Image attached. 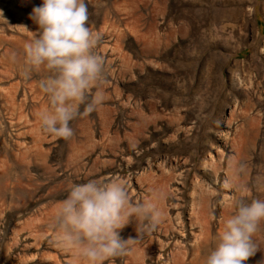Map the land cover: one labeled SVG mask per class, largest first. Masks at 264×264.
Wrapping results in <instances>:
<instances>
[{
  "label": "rangeland",
  "instance_id": "374dc122",
  "mask_svg": "<svg viewBox=\"0 0 264 264\" xmlns=\"http://www.w3.org/2000/svg\"><path fill=\"white\" fill-rule=\"evenodd\" d=\"M85 2L100 37L105 100L87 114L81 105L64 139L40 127L47 72L23 74V46L39 30L30 13L42 0H0V264H85L56 245L52 217L69 183L93 179H118L141 202L162 187L155 203H164L161 221L169 215L133 244L162 240L151 259L129 263V250L103 264H202L232 211L219 202L264 198V0ZM70 153L81 162L67 168ZM237 162L247 166L239 193L222 188ZM194 183L212 201L191 196ZM135 227L130 219L121 236L135 238ZM255 239L261 250L245 264L264 256V230Z\"/></svg>",
  "mask_w": 264,
  "mask_h": 264
},
{
  "label": "clouds",
  "instance_id": "9594fccd",
  "mask_svg": "<svg viewBox=\"0 0 264 264\" xmlns=\"http://www.w3.org/2000/svg\"><path fill=\"white\" fill-rule=\"evenodd\" d=\"M30 17L39 30L23 46V74L47 72L38 82L47 100V107L39 113L40 127L44 133L69 139L74 134L70 122L81 115V105L87 114L105 100L104 59L95 51L100 37L88 26L85 0H42L33 6ZM246 167L237 162L232 174L225 175L222 188L245 191L236 178L245 174ZM257 187L264 191V178L257 181ZM160 195L133 201L127 185L118 179L69 183L52 217L53 239L58 247L76 251L85 264H103L126 255L130 245L160 223L163 213L155 203ZM219 203L232 211L222 220L202 264H245L261 250L255 237L264 230V198L233 195L230 201ZM130 219L136 221L137 236L125 239L120 230ZM257 264H264V256Z\"/></svg>",
  "mask_w": 264,
  "mask_h": 264
},
{
  "label": "bare ground",
  "instance_id": "6f19581e",
  "mask_svg": "<svg viewBox=\"0 0 264 264\" xmlns=\"http://www.w3.org/2000/svg\"><path fill=\"white\" fill-rule=\"evenodd\" d=\"M150 38H152L153 40H159L160 39L158 36L153 35V34L150 35ZM260 52H264V47L261 48ZM40 95H41L40 93H37L36 96H35V98H39ZM144 125H145V122L143 121V117L141 116V122L139 123V125H137L135 127V133H140L141 130L144 128ZM82 126L84 128V125H82ZM106 128H108V127L106 126ZM36 151H39V149L35 150L34 152H36ZM40 157H41V159L43 161H45V158L42 156V154L40 155ZM76 157H77V153H70V154L67 155V158L69 159V161H66V167L67 168H68V163H70V166H73V165L76 166L79 162H81V160H77ZM263 159H264V153H263ZM2 172H4V175H6V167L0 168V176L3 174ZM73 172H75V171H73ZM217 173H218V171L215 172V174H217ZM164 175H166V176L169 177V173L168 172H166ZM193 187H194V189H193V192H191V196H194V197L197 196L198 197L197 198L198 199V202H202L205 199H206V201H212L211 198H213V194L210 193L209 191H207L202 185H200L198 183H194L193 184ZM161 189H162V187H159L158 186L157 189L155 190V193H158L159 190H161ZM224 196H226V195H224ZM196 202H197V200L194 199V204L193 205H195ZM162 205L164 206V203H162L161 205H159V208L161 209V211H162ZM177 207H178V204H176L173 208H177ZM166 217H169V215L168 214H164V216H163L164 220L160 222L161 225H164L165 224V218ZM177 218L178 219H181V217H180L179 214H177ZM205 223H207L206 220H205ZM172 228L175 229V230H177V231H179L174 226H172ZM147 236H149V234ZM159 243L163 245L162 240L158 239L157 237L156 238L149 237L148 240L145 242V244L144 243H137L136 245H133V244L130 245L129 250L132 251V252L130 254H127L124 257H125V259L129 263H136V260H143V257L148 258V259H151L150 257L154 256L153 253L150 255V252L153 251V249H151V246L154 247V246H156ZM168 243H171V242H168ZM177 244H181L182 245L183 242L182 241H178L173 246H171V250H172V247H174ZM165 247H169V245H165ZM155 251H159V249L158 248H155ZM171 253L173 254V250L171 251Z\"/></svg>",
  "mask_w": 264,
  "mask_h": 264
}]
</instances>
